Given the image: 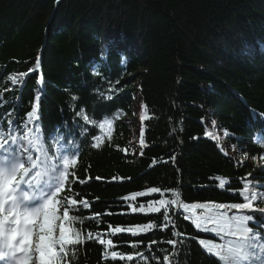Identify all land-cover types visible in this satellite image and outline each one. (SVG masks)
I'll return each mask as SVG.
<instances>
[{
    "label": "trees",
    "instance_id": "trees-1",
    "mask_svg": "<svg viewBox=\"0 0 264 264\" xmlns=\"http://www.w3.org/2000/svg\"><path fill=\"white\" fill-rule=\"evenodd\" d=\"M11 74H25L15 94L5 90ZM0 77V112L15 108L23 120L39 91L42 139L51 142L65 122L73 130L57 144L78 145L60 194L78 202L74 214L83 219L71 264H158L153 255L165 264L162 250H173L167 241L192 236L179 248V264H216L198 240L218 238L196 233L182 209L179 216L169 209L176 226L165 227L162 213L131 208L170 199L173 190L189 204L241 202L232 192L248 173L264 184V0H0ZM134 101L141 145L130 140ZM78 111L95 121L83 138L73 123L83 125ZM104 120L111 127L101 130ZM214 127L228 133L221 145L206 137ZM217 177L231 183L221 189ZM152 187L160 192L131 199ZM150 223L135 236L128 231ZM98 238L114 242L107 257ZM113 250L133 261H113Z\"/></svg>",
    "mask_w": 264,
    "mask_h": 264
},
{
    "label": "snow or ice",
    "instance_id": "snow-or-ice-1",
    "mask_svg": "<svg viewBox=\"0 0 264 264\" xmlns=\"http://www.w3.org/2000/svg\"><path fill=\"white\" fill-rule=\"evenodd\" d=\"M101 57L106 58V53H102ZM40 68L38 58L34 70ZM93 74L97 73L94 71ZM24 77L25 74L8 75L4 83L5 86L10 83L12 87H6L5 90L15 94L18 91L17 86L23 84ZM42 79H37L38 85L42 83ZM40 100L41 93L37 91L35 102L31 103V110L23 120H20L15 108L6 113L0 112V264H71V261L76 259V245L83 243L81 228L77 226L83 224V219L74 214L79 211L78 202L60 195L69 182L70 165L76 163L72 157L78 152V145L74 151L64 148L63 151L53 152V143L61 144L65 136L74 135L73 130L67 127V122L63 129L57 126L55 136L49 138L51 142L42 139L41 126L38 123ZM71 100L76 101L78 97L72 95ZM15 103L18 107L19 97ZM5 104L3 95H0V109L4 108ZM75 116L83 120V125L73 121L79 128V137L83 138L89 131L87 125L95 124V121H91L83 111L76 112ZM106 125L111 127V121L104 120L99 124V128L103 130ZM224 135H228L227 131ZM94 139L97 143H93L91 147L98 148L100 137L95 136ZM70 143L76 144V141L70 140ZM261 171H264V168ZM251 177L252 173H248L241 180V188L232 192L241 202L189 204L182 201L180 192L173 190L172 198L150 202L147 209L150 212L162 213L167 227L169 223L176 226L169 216V209L175 206V215H182L179 211L182 209L183 219L190 220L198 231L213 233L219 242L199 239L198 243L215 258L216 264H264V235L259 231L264 229V207L258 206L264 203V184L254 182ZM217 179L221 189L231 183L227 179ZM157 192H160V189L152 187L147 192L134 193L131 199ZM88 207L89 204L83 202V208ZM131 210L143 212L145 208L140 205L139 209L132 207ZM153 227L150 223L144 228H129L128 231L135 236L138 231ZM114 231L120 233L122 229L117 227ZM172 235L179 237L181 233L173 231ZM98 239L99 243L105 246L107 257L108 249L114 242L111 239ZM188 239L197 238L192 236L167 241L173 246V250L170 253L166 249L162 250L165 264H179V248ZM135 247L133 245V248ZM148 250L152 251L151 247ZM110 255L113 261L118 255L122 261H133L132 254L125 256L113 250ZM136 256L146 259L143 252L136 253ZM152 259L157 260L159 264V257L153 255Z\"/></svg>",
    "mask_w": 264,
    "mask_h": 264
},
{
    "label": "rangeland",
    "instance_id": "rangeland-1",
    "mask_svg": "<svg viewBox=\"0 0 264 264\" xmlns=\"http://www.w3.org/2000/svg\"><path fill=\"white\" fill-rule=\"evenodd\" d=\"M117 47H119V46H117ZM132 107H133L132 111H133V114H134V117H133L134 128L132 129V135H131L130 140H131V143L134 144V145H141V141H140V138L138 136L139 127L136 125L138 119L141 116H139V114H138V107L135 104V101L133 102ZM146 118H147V116L143 117V119H146ZM206 137L215 138L218 141V145H221L224 142V135H221L220 132L215 127H214L213 130L207 129ZM147 191H145V192H147ZM149 195H151V194H148V195H145V196H149ZM152 201H154V200L150 199V200H147L145 202L148 203V202H152ZM145 202L144 201H139L138 204H140V203L142 204V203H145ZM144 208H145V210L143 212H147L148 211L147 207H144ZM137 211H139V210H137Z\"/></svg>",
    "mask_w": 264,
    "mask_h": 264
}]
</instances>
